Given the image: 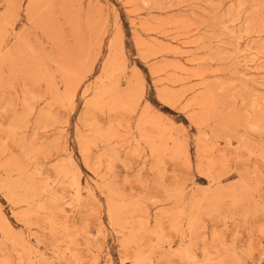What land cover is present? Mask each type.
Segmentation results:
<instances>
[{
  "label": "rangeland",
  "instance_id": "obj_1",
  "mask_svg": "<svg viewBox=\"0 0 264 264\" xmlns=\"http://www.w3.org/2000/svg\"><path fill=\"white\" fill-rule=\"evenodd\" d=\"M0 264H264V0H0Z\"/></svg>",
  "mask_w": 264,
  "mask_h": 264
},
{
  "label": "bare ground",
  "instance_id": "obj_2",
  "mask_svg": "<svg viewBox=\"0 0 264 264\" xmlns=\"http://www.w3.org/2000/svg\"><path fill=\"white\" fill-rule=\"evenodd\" d=\"M16 186V185H15Z\"/></svg>",
  "mask_w": 264,
  "mask_h": 264
}]
</instances>
